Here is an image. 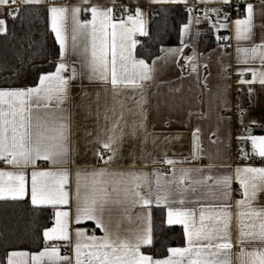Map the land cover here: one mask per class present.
<instances>
[{
	"label": "snow or ice",
	"instance_id": "1",
	"mask_svg": "<svg viewBox=\"0 0 264 264\" xmlns=\"http://www.w3.org/2000/svg\"><path fill=\"white\" fill-rule=\"evenodd\" d=\"M242 2L195 0L205 5L200 16L189 0H149L148 13L139 2L120 4L117 17L116 0L107 6L98 0H79L71 6L57 0H23L26 11L38 9L50 22L58 60L52 71L39 73L32 86L13 87L11 76L3 78L8 86H0V164L4 166L0 201L29 197L33 207L52 209L54 226L42 232L43 250L7 252L0 264H264V166L246 163L232 168L231 117L217 113L215 126L209 125L207 133L199 123L193 125L190 155L183 159L168 155L167 145L179 137L157 133L153 123L159 119L168 128L179 114L186 116L185 126L193 119H210L211 108L194 110L193 102L197 106L203 102L191 88L185 92L182 83L161 79L160 73L174 67L178 80H192L200 95L210 92L213 55L219 75L228 78L231 65L223 61L233 39L237 65L247 66L236 69L238 94L246 93L252 104V86L264 88V23H255L252 4H244L242 12ZM15 4L16 0H0L6 18H19ZM161 11L185 13L177 26L179 46L160 47V55L150 60L151 50L138 58V44L142 56L144 47L137 37L152 39L149 21ZM232 11L237 17L246 15L229 24ZM6 18H0L4 36ZM201 22H208L209 30L217 33V48L207 54L196 47L201 33L193 34L194 24ZM221 30L233 31L234 36L219 35ZM69 40L71 54L80 58V71L68 64ZM257 63L259 67H254ZM77 80L80 92L73 96ZM216 99L222 112L233 111L225 92L218 91ZM235 110L239 126L245 129L235 137L240 157L259 158L264 165V135H253L248 128L261 125L239 101ZM224 125L227 131H222ZM249 143L250 152L239 146ZM215 168L232 170L214 174ZM234 183L239 195L235 200ZM153 205L166 209L162 224L182 227L184 246L165 245L163 259L150 254L154 239L159 238L154 236ZM136 208L141 212L135 227L122 230L119 220L114 224V210L131 224ZM72 224L78 227L71 229ZM234 246L239 249L235 260ZM61 247L71 249L72 255H61Z\"/></svg>",
	"mask_w": 264,
	"mask_h": 264
},
{
	"label": "trees",
	"instance_id": "2",
	"mask_svg": "<svg viewBox=\"0 0 264 264\" xmlns=\"http://www.w3.org/2000/svg\"><path fill=\"white\" fill-rule=\"evenodd\" d=\"M25 9L26 6L19 9L18 19L10 18L8 35H0V86H8L2 83L3 78L8 76L12 77L11 86L13 87L32 86L38 74L52 71L53 65L58 60L59 48L45 14L38 9L31 11ZM184 17L183 12L175 14L169 11L165 15L161 11L159 15L154 14L149 21V32L152 39L143 37V42L140 38L144 54L141 55V46L138 44V58H144L148 50H151L153 56L149 58L150 60L159 54L160 47L179 45L177 26ZM214 43L215 34L212 31L207 30L201 34L199 45L202 50L212 48ZM241 104L243 108L248 106V98H241ZM52 220L51 209L35 208L30 201H0V261L5 259L7 252L37 253L43 250L42 232L45 228L52 226ZM161 220L166 221V210L154 208L152 212L154 236L159 238L154 239L150 254L159 259L167 256L165 245L184 246L182 227L168 226L166 222L162 224ZM143 251L147 252V249Z\"/></svg>",
	"mask_w": 264,
	"mask_h": 264
},
{
	"label": "crops",
	"instance_id": "3",
	"mask_svg": "<svg viewBox=\"0 0 264 264\" xmlns=\"http://www.w3.org/2000/svg\"><path fill=\"white\" fill-rule=\"evenodd\" d=\"M99 3L104 4L105 6L109 5L112 0H98ZM141 3L143 10L148 13L149 9L151 8L150 4H149V0H116V9H115V15L117 17H119L121 15V9H120V4H129V5H135L136 3ZM236 0H233V3H235ZM57 3H62V4H67L69 6L79 3V0H57ZM195 3V0H189V5H193ZM245 4H252L254 6V11H255V23L259 26L261 23H264V4L261 3V0H251L246 2ZM22 6H25V4L23 3ZM218 5H208L209 8L211 7H215ZM243 6H241V10L243 11ZM195 8L198 10L196 13V15H203V9L205 8L204 4H200V3H195ZM246 14H243L242 17H232L231 15L229 16V24H232V22L236 19V18H241L243 19L244 16ZM0 18H6L3 14V10L0 9ZM222 18V17H221ZM7 19V23L9 24V20L10 18H6ZM81 19H84V15H81ZM211 19L214 21L216 19V17H211ZM49 27H50V22H49ZM199 31L201 34H203L204 32H206L207 30H209V25L208 22H201L198 25L193 26V34H195L196 31ZM257 32V38H256V43H259V32L260 29L259 27H257V29L255 30ZM214 33V32H213ZM53 34V33H52ZM215 35H217V33H214ZM219 35H228V36H234V32L233 31H225V30H221L220 33H218ZM54 35V34H53ZM140 38H142L141 40H144L143 37H137L138 40H140ZM232 47L228 48L226 51L229 53L228 56L225 57L224 59V63L227 65H231V67L228 68V72L226 73V76L228 78H225L221 75H219V65L216 64L215 62V53L213 55V61H212V76L209 79V84L208 87L209 89H211L210 92H205L204 94L200 95L199 92L200 90L196 87L195 83L192 80H184L183 82H181L180 80L177 79V70L174 67H169L167 70L162 71L160 73V78L164 79V80H172L175 82V85H180L182 83L183 85V89L185 92H187L188 89H192L193 94H195L197 96V98L202 101L203 103L199 106L195 105V103L193 102V108L194 110L199 108L202 109L205 112L209 111V108H211V111L209 113L210 115V119L206 120V121H197L196 119H193L191 124H188L187 126H185L184 121L186 120V116L183 114H179L173 117V119H175L177 122L170 125L168 128H164L162 126V123L159 119H156L153 121V123L155 124V131L157 133H161L164 131L169 132L172 135L178 136V139H175L172 141L171 144L167 145V148L169 149L168 151V155L169 156H173V154H175L174 158L177 159H183V158H187L190 155V142H191V137H190V133L192 130L193 125L199 123L203 128L205 133H207L208 131V127L209 125L211 126H215L216 123V115L217 113H220V115L224 116V117H231V112H222L221 108H220V104H219V100L216 99V94L218 91L220 92H225L229 99L232 101V107H233V93H232V89L234 86H237L240 88V86L238 85V78L236 75V69L238 67H247L245 65H237L236 63V52H235V46H236V42L233 39L231 41ZM179 45L176 46H165V47H177ZM247 46V45H245ZM196 47L198 49V51L203 52L205 54H207L208 52L212 51L213 49L217 48V43L215 40L214 46L210 49L207 50H202L200 48L199 43L196 44ZM221 51V50H218ZM185 52H190V49H185ZM160 55V53L158 54ZM157 55V56H158ZM68 64L69 66H75L78 71L81 70V64H80V58L73 56L71 54V41L69 40V55H68ZM254 67H259V64L257 63L256 65H253ZM250 78V73L248 74V77ZM87 85V81L84 82ZM254 91L252 94V104H249L248 106H246L244 109L247 111V113L253 118L255 119L261 126H256V125H248L249 130L251 131V133L253 135H264V88H261L259 84L253 85L252 86ZM95 88V85L89 86V91L92 92L93 89ZM80 92V81L77 80L75 82V86L72 88V93L73 96H77V94ZM246 97L248 98L246 93H240L239 98H243ZM95 99L94 95L90 98L89 102H92ZM104 102V97L103 95L101 96V104H103ZM241 103V102H240ZM95 107V105H93ZM243 106V104H242ZM187 107V106H185ZM247 119V118H246ZM91 121L88 122V126L91 127ZM80 125L81 127L84 126V121L81 119L80 120ZM228 127L227 125L222 126V131H227ZM230 131L232 133V144H234V140L235 137L241 133H243L245 131V129L241 128L238 125L235 127L234 122L231 118V125H230ZM250 146V143L248 144ZM205 147H208L207 144V140L205 139ZM221 148H223V146H221ZM251 148V147H250ZM228 156L230 157V162L232 164V168H235L237 166H241V164H235L233 161V147L230 150V152L228 153ZM259 159V158H258ZM254 166H264L261 165V163L254 165ZM3 164H0V168H3ZM232 169H225V168H215L213 169V173H220V172H229ZM238 188V185H236L235 183L233 184V199H238L239 195L237 194L236 190ZM25 200L30 201L29 197H26ZM189 207H193V205H188ZM157 208L155 205L152 206L151 212H153V209ZM50 209V208H49ZM164 209V208H163ZM52 210V209H51ZM166 210V209H165ZM233 211H235V209H233ZM141 212V209L136 208L133 209L132 211V217H133V222L131 224H129V222L125 219H123V217H121V214L119 211L114 210L112 212V218H113V222L115 224V222L117 220L120 221V226L121 229H127L130 227H135L136 226V216L137 214H139ZM53 214V224L52 226H54V213L52 211ZM89 225H91V222H88ZM51 226V227H52ZM173 226H179V225H173ZM71 229H75L76 227H78L75 224H72ZM181 227V226H179ZM97 235H102L101 232H99V230H97ZM60 243L61 245L63 244V242H57ZM251 247V246H250ZM239 251V249L237 247H233L232 249V253H233V259L235 260V254ZM21 252H28V251H21ZM30 253V252H28ZM31 254V253H30ZM72 255V251L71 249H65L63 247H61V255ZM28 259V258H25Z\"/></svg>",
	"mask_w": 264,
	"mask_h": 264
},
{
	"label": "built area",
	"instance_id": "4",
	"mask_svg": "<svg viewBox=\"0 0 264 264\" xmlns=\"http://www.w3.org/2000/svg\"><path fill=\"white\" fill-rule=\"evenodd\" d=\"M251 1V0H243V2L241 3V6H243L246 2ZM236 3V2H235ZM23 5V0H16V4L13 6L14 9H20ZM232 17H237L235 11H232L230 14ZM242 15H240L239 17H242ZM215 17V16H213ZM144 42V40H142ZM238 88L237 86H234L232 89V93H233V111L231 112V118L234 122L235 127L238 125L239 121L237 120V116L235 115V104L239 101L241 102V99L239 98L240 93L238 94ZM240 147H246V149L250 152L251 148L249 145H239ZM237 144H236V140H234V144H233V161L235 164H241L244 165L246 163L249 164H253V165H257L260 163L258 158H255V160L252 161H246L243 158L240 157L238 151H237ZM237 192V191H236ZM238 194V193H237ZM91 234V233H90Z\"/></svg>",
	"mask_w": 264,
	"mask_h": 264
}]
</instances>
